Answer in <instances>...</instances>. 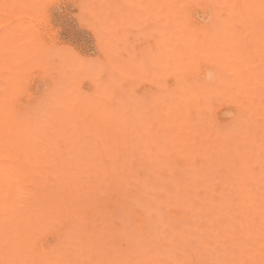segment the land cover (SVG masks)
<instances>
[{
    "label": "bare ground",
    "instance_id": "6f19581e",
    "mask_svg": "<svg viewBox=\"0 0 264 264\" xmlns=\"http://www.w3.org/2000/svg\"><path fill=\"white\" fill-rule=\"evenodd\" d=\"M51 1L0 0V202L44 167L0 264H264V0H83L125 47L99 68L49 44Z\"/></svg>",
    "mask_w": 264,
    "mask_h": 264
},
{
    "label": "rangeland",
    "instance_id": "374dc122",
    "mask_svg": "<svg viewBox=\"0 0 264 264\" xmlns=\"http://www.w3.org/2000/svg\"><path fill=\"white\" fill-rule=\"evenodd\" d=\"M13 10L17 11V8L13 7ZM47 17L49 18V22L46 25H44V30L50 33V36L47 39L48 42H50L49 44L50 45L53 44V46H56V47L59 46L61 47V50L63 46H66L71 53L75 54L81 59L86 60L87 62L90 61V64H92V66L94 67L100 66V63H99L100 61L98 60H101L102 56L105 55L107 58L106 59L104 57L106 61H110L109 59H111L113 53L114 52L117 53L116 50L120 49V47L123 48V45L120 46L122 39H120V36H118L117 33L112 30L113 21L108 16V11L105 8H101V9L92 8L90 4L87 3V1H83V0H52L50 3V10L49 12H47V14L44 15V20H46ZM5 28H6V25L4 26V29ZM1 30H3V27ZM52 33H54V36ZM111 37H113V40L110 39ZM126 42H124L123 44H125ZM59 47L58 49L57 48H54V49L59 50ZM123 49H125V47ZM52 51H55V50H52ZM51 55L52 53H44L45 59L44 58L43 59H44V64L46 63L45 65L46 68L50 64H52V66L54 65L55 68L51 67L52 72H54L53 69L55 70L58 69L57 68L58 65L60 66L64 63H60L61 61L58 62L57 56L53 57L52 55V58H51ZM49 59L50 61H52V63L51 62L48 63ZM45 60L47 61L45 62ZM95 60H97L98 63ZM65 61L66 60L64 59V62ZM50 66H49L48 71L51 70ZM104 72L106 71H103L102 74ZM47 73H49V76H50L51 71ZM97 73H96L97 75L95 76H97L98 78L101 77V79H97L96 77V79L99 81L100 84L102 81L104 82L107 81L106 80L107 78L105 79L104 77L107 72L104 73L103 75H101V73L99 74V72ZM72 74H73V71L68 70V73H66L67 78L71 80ZM47 75L44 77V79L48 77ZM106 77H110V76L106 75ZM69 79H67V81L65 82H68ZM83 79L84 80L81 79L80 82L81 81L82 83L89 82L87 81L89 79L87 80L85 78ZM93 79H95V77ZM134 79L132 81V84L134 82L133 88H135L134 86L135 83H136V86L138 84L137 83L138 80L137 79L134 80ZM97 80L96 82L94 80L93 81L95 83H98ZM65 85H67V83H65ZM56 86H57L56 84L55 85L53 84L51 87L50 86L47 87L46 90L49 89L50 92L54 94L56 93L57 97L62 98L66 94V91L64 92V95L62 96V94L60 93V91L58 90ZM144 86L146 87V85ZM72 87H69V93H70V88ZM145 87L142 86V89H144ZM67 91H68V88H67ZM66 95L68 96L69 94L67 93ZM69 96H68L69 98L68 100H66L65 98L67 97L64 96L65 98H62L60 100V103L63 100H65L63 102L67 101L66 103H69L71 100L74 99V94L72 96L70 93ZM71 97L72 99H70ZM59 99L57 100L58 103H59ZM52 106L54 105H46V109H48L49 112L53 113L52 115L56 117L57 120L60 122L61 121L60 118L62 116L61 112H59V110L56 109L57 108L56 106H54L56 108ZM32 160H34V158H32ZM32 160H29L30 163ZM40 170L42 171V174L38 173L39 176L29 174L22 180L21 194L14 208H9L8 202L6 203L0 202V253L1 252L4 253L6 250H8V252H12L9 245L5 242V238H8L10 242L14 241L16 243H19L21 241V233H19L20 229L16 228L17 224L13 219L14 213L20 212L24 210L25 207L28 206L29 208L33 210L31 215H34V219H35L34 222L36 221L38 222V220H36V217L44 213V211H40L42 206H44V191L42 190V188H44V167H41ZM41 225H42V222H41ZM40 239L41 241H44V234H41ZM38 244L39 243H37V247H38ZM23 250L25 251L28 249H23ZM39 252H40V249L38 248L37 250H34V252L32 253L35 260L40 259L38 257ZM154 256H157V255H154ZM41 257H44V254Z\"/></svg>",
    "mask_w": 264,
    "mask_h": 264
}]
</instances>
